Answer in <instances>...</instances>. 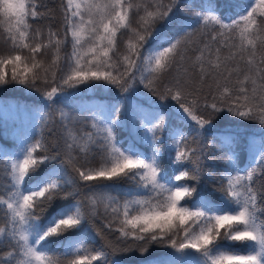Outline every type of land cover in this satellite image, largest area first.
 <instances>
[{
  "label": "snow or ice",
  "instance_id": "obj_1",
  "mask_svg": "<svg viewBox=\"0 0 264 264\" xmlns=\"http://www.w3.org/2000/svg\"><path fill=\"white\" fill-rule=\"evenodd\" d=\"M41 7L0 0V90L47 109L18 107L31 129L0 147V264H117L153 248L169 250L155 264H264V0H234L227 18L193 3L183 19L180 0H62V33L36 26ZM113 89L124 102L80 106L83 122L58 106ZM225 114L259 141L209 140ZM204 177L215 184L194 199Z\"/></svg>",
  "mask_w": 264,
  "mask_h": 264
},
{
  "label": "trees",
  "instance_id": "obj_2",
  "mask_svg": "<svg viewBox=\"0 0 264 264\" xmlns=\"http://www.w3.org/2000/svg\"><path fill=\"white\" fill-rule=\"evenodd\" d=\"M44 7L40 8V11L44 14V18L40 21L37 27H42L45 31L51 28L52 31H60L62 33V21H63V11H62V0H40ZM203 3L205 7L211 6L215 9V11L222 15V17H229L233 14V9L230 7L234 0H180V10L177 13L178 18L183 19L186 17L188 6L193 3L199 4ZM179 22V20H178ZM186 22V20H185ZM127 36L122 38V42L120 43V51L124 50V43L127 41ZM167 38V37H165ZM70 41V37H69ZM72 51L71 43L69 42L64 50L63 55H70ZM83 89V86H80ZM71 91V90H70ZM145 90H141V93L136 94L135 97L130 98L128 103L130 104H138L146 101L148 99L147 95L143 94ZM124 94L118 93L116 90H112L111 92H94L91 90H82L76 93L69 100L65 101L63 105H58L59 107H65L67 111L71 113L74 117H78L83 122V117L87 116L88 113L84 112L80 113V106H86L89 104H110L116 103L117 101L124 102L123 99ZM152 99H155L154 97ZM27 105L29 108H40L44 109V102L39 94L30 93L27 90H24L20 87H9L6 89L0 90V147L11 149L14 147L16 143V139L20 136L25 130H30L33 121H31L30 117L25 113L18 111V107L22 108ZM146 106V105H145ZM47 111V109H44ZM78 126H83V123ZM50 127H45L42 130V135L44 138L52 144H55L58 140L57 135H53L50 132ZM229 129L232 132H237L243 139L247 137L248 140L252 139V134H255V139L258 142L260 139V128L258 125L250 122H240L237 124V121L225 114L223 119H218L215 124V127L209 133V140L211 136L217 135L219 136L224 130ZM60 128L57 125V133H59ZM37 135L41 134V129L39 126L36 127ZM129 137L128 132L121 129L119 131V138L122 141L127 142ZM141 150L147 151L146 146H140ZM164 155L162 158V165L167 170L169 167V160L167 154L166 145L163 146ZM248 153L244 150L240 152V165L243 166L248 162ZM211 166V165H209ZM220 164H217L216 167H220ZM195 184V182H192ZM215 181L210 177L202 178L200 184V191L194 195V199H199L201 194L207 195L210 193L212 187L214 186ZM210 199H214V202H219V197H209ZM55 210V206L49 209L42 217V220L46 221L48 217H50ZM101 214L103 213V209H100ZM102 219L96 221L95 227L97 229L102 228ZM105 235L107 233L105 232ZM99 239V237H97ZM59 243V241H55L53 243V247L55 244ZM169 250L161 249V248H153L150 250L148 254L140 255L139 253L132 252L127 254H116L113 259L117 261V264H155V262L163 257H166Z\"/></svg>",
  "mask_w": 264,
  "mask_h": 264
},
{
  "label": "rangeland",
  "instance_id": "obj_3",
  "mask_svg": "<svg viewBox=\"0 0 264 264\" xmlns=\"http://www.w3.org/2000/svg\"><path fill=\"white\" fill-rule=\"evenodd\" d=\"M104 92H109V91H104Z\"/></svg>",
  "mask_w": 264,
  "mask_h": 264
}]
</instances>
